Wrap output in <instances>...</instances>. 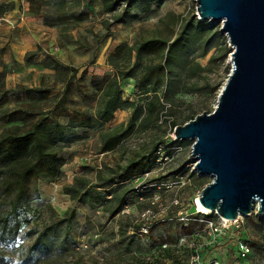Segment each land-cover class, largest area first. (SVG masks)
Wrapping results in <instances>:
<instances>
[{
	"label": "rangeland",
	"instance_id": "obj_1",
	"mask_svg": "<svg viewBox=\"0 0 264 264\" xmlns=\"http://www.w3.org/2000/svg\"><path fill=\"white\" fill-rule=\"evenodd\" d=\"M59 1L62 5L47 18L19 15L20 18L4 22L7 28L1 35L0 51L7 53L6 49L13 48L12 37L19 36L33 48L27 53L36 54L21 52L15 58L10 54L8 63L0 64V109L38 100L20 93V88L47 90L46 100L40 102L49 103L69 84L66 107L93 113L105 96L100 92L92 99L79 96L74 87L80 77L81 84L92 91L94 82L116 73L107 62L108 54L120 44L130 46L136 41L156 40L152 51L156 61L161 62L162 42L174 39L185 20L195 14L194 0H163L137 20L107 27L111 16L102 11L99 0ZM211 25L205 29L192 27L185 40L191 46L184 47L181 59L193 57L203 71L190 81L202 87L201 92L175 97L181 103L175 111L182 114H186L190 104L196 106L197 115L212 112L230 72L231 48L219 32V24ZM204 50L206 53L201 55ZM173 56L177 60L178 52L174 51ZM49 57L68 69L55 66ZM72 70H76L74 78ZM119 87L122 100L132 106L115 111L112 120L98 129L74 132L60 155L63 178L54 184L36 182L37 199L30 203L29 222L20 225L13 244L0 247V264H264V216H257L254 211L248 217L224 223L213 212H198L195 200L211 178L193 171L192 141L175 140L166 120L160 119L156 128L126 135L121 146L101 153L97 132L115 130L123 134L129 119L144 104L132 94V79H121ZM7 126L0 123V132ZM159 138L162 145L149 155L152 143ZM141 157H146V172L119 184L131 186L133 192L122 210L107 218L102 206L105 192L90 185L96 171L108 175L116 167ZM75 178L89 183L94 208L74 203L64 193ZM96 191L99 194L94 195ZM67 210L74 211L75 220L70 236L63 239V224L56 222L64 218ZM51 223L58 224L52 237L55 243L63 241L61 248L48 252L31 249L32 240L24 232ZM136 225L139 227L135 232ZM238 228L241 233L235 236ZM238 241L248 248L244 261L236 258Z\"/></svg>",
	"mask_w": 264,
	"mask_h": 264
},
{
	"label": "trees",
	"instance_id": "obj_2",
	"mask_svg": "<svg viewBox=\"0 0 264 264\" xmlns=\"http://www.w3.org/2000/svg\"><path fill=\"white\" fill-rule=\"evenodd\" d=\"M99 1L102 11L111 16L107 25L110 27L115 24H126L139 19L141 15L149 14L151 9L158 7L163 0ZM27 2L28 13L44 18L62 5V1L59 0ZM120 4L121 7L118 9ZM18 8L20 9V6ZM13 9V2L1 3L0 19ZM211 26L210 23L198 21L194 15L185 20L174 39L162 42L159 55L161 62L156 61L152 51V45L157 43L156 40L136 41L130 46L126 44L116 46L107 56L108 64L116 71L113 76L94 82L92 91H88L81 84L82 77L76 81L74 89L82 98L92 99L97 92L105 96L104 102L93 113L66 107L65 101L70 97L71 90L69 84H65L61 95L49 103L40 102L46 100L45 89L38 87L18 90L38 100L12 109H0V123L8 125L0 132V247L13 244L20 225L29 222L30 203L37 199L36 182L54 184L63 178L60 168L64 162L60 155L74 132L98 129L112 120L115 111L132 106V103L121 98L119 87L121 79L133 80L132 94L135 100H144V104L136 109L123 134L115 130L97 132L101 153L112 152L121 146L123 138L128 134L156 128L162 118L172 129L195 118L198 112L194 104L187 106L186 114L175 111V106L181 104L176 102V95L196 94L202 90L197 83L190 81L203 69L194 63L193 57L188 56L182 60V50L191 46V43L187 44L185 40L192 27L205 29ZM174 51L178 52L177 60L173 56ZM205 53L206 50L201 55ZM35 54L36 52L27 53L28 56ZM49 58L55 66L68 69L55 59ZM75 75L76 70H72L71 77L74 78ZM159 91H162L161 96ZM6 92L9 91L4 93ZM162 143L160 138L155 140L148 154L155 153ZM145 159L146 157H141L124 166H118L108 175H104L101 170L96 171L95 181L90 185L105 192L102 206L107 218L117 215L125 205L127 196L133 192L131 186L119 184L146 172L144 165L146 161L143 162ZM90 185L82 178H75L71 186L64 188V193L72 202L87 204L94 208ZM98 192L96 191L94 195L99 194ZM74 220V211L67 210L64 218L56 222L63 224L61 228L63 239L70 236ZM58 224H44L27 229L24 236L32 240L30 248H39L44 252L61 248L63 241L55 243L52 237ZM138 227L139 225L134 227L135 232ZM240 233L241 228H238L234 235L239 236ZM0 259L2 260V257Z\"/></svg>",
	"mask_w": 264,
	"mask_h": 264
},
{
	"label": "water",
	"instance_id": "obj_3",
	"mask_svg": "<svg viewBox=\"0 0 264 264\" xmlns=\"http://www.w3.org/2000/svg\"><path fill=\"white\" fill-rule=\"evenodd\" d=\"M195 18L219 24L230 72L213 111L173 128L191 140L193 171L211 178L198 204L226 221L264 216V0H194Z\"/></svg>",
	"mask_w": 264,
	"mask_h": 264
},
{
	"label": "crops",
	"instance_id": "obj_4",
	"mask_svg": "<svg viewBox=\"0 0 264 264\" xmlns=\"http://www.w3.org/2000/svg\"><path fill=\"white\" fill-rule=\"evenodd\" d=\"M9 2L14 3V9L10 12H7L3 16V18L0 19V39H2L1 35L4 34V32L6 33L5 30L7 27L4 24L5 21L9 22L12 19L20 18L19 15H21V17H25V18L28 15H32V14L28 13V2H27V0H0V4L1 3H9ZM19 6H20V9L18 8ZM11 41L13 43L12 44L13 48L6 49V52H7V50H9L7 53H5L4 50L0 51V64H2V65H5L8 63V59L10 58V54H12V56L15 58V57H19V54L21 52L27 53L33 49L32 47L28 46L27 42L22 41V39H20L19 36L18 37H12Z\"/></svg>",
	"mask_w": 264,
	"mask_h": 264
},
{
	"label": "built area",
	"instance_id": "obj_5",
	"mask_svg": "<svg viewBox=\"0 0 264 264\" xmlns=\"http://www.w3.org/2000/svg\"><path fill=\"white\" fill-rule=\"evenodd\" d=\"M248 254V248L240 241L237 242V260L244 261Z\"/></svg>",
	"mask_w": 264,
	"mask_h": 264
},
{
	"label": "bare ground",
	"instance_id": "obj_6",
	"mask_svg": "<svg viewBox=\"0 0 264 264\" xmlns=\"http://www.w3.org/2000/svg\"><path fill=\"white\" fill-rule=\"evenodd\" d=\"M195 206H196V208H197V211L198 212H201V213H209V211H207V210H204L199 204H198V200H197V198H196V200H195ZM222 220V222H224V223H229V221H226V220H224V219H221ZM233 222V221H232Z\"/></svg>",
	"mask_w": 264,
	"mask_h": 264
}]
</instances>
